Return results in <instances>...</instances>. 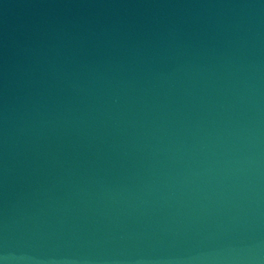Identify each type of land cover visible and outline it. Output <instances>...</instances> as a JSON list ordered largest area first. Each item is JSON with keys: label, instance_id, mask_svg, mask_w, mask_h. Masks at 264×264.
<instances>
[{"label": "water", "instance_id": "obj_1", "mask_svg": "<svg viewBox=\"0 0 264 264\" xmlns=\"http://www.w3.org/2000/svg\"><path fill=\"white\" fill-rule=\"evenodd\" d=\"M2 264H264V0H0Z\"/></svg>", "mask_w": 264, "mask_h": 264}, {"label": "clouds", "instance_id": "obj_2", "mask_svg": "<svg viewBox=\"0 0 264 264\" xmlns=\"http://www.w3.org/2000/svg\"><path fill=\"white\" fill-rule=\"evenodd\" d=\"M0 264H2V261H0Z\"/></svg>", "mask_w": 264, "mask_h": 264}]
</instances>
